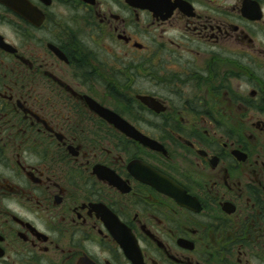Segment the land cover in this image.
Instances as JSON below:
<instances>
[{"label": "flooded vegetation", "instance_id": "flooded-vegetation-1", "mask_svg": "<svg viewBox=\"0 0 264 264\" xmlns=\"http://www.w3.org/2000/svg\"><path fill=\"white\" fill-rule=\"evenodd\" d=\"M0 264H264V0H0Z\"/></svg>", "mask_w": 264, "mask_h": 264}, {"label": "water", "instance_id": "water-1", "mask_svg": "<svg viewBox=\"0 0 264 264\" xmlns=\"http://www.w3.org/2000/svg\"><path fill=\"white\" fill-rule=\"evenodd\" d=\"M143 101H144V103L147 104L150 108H153V107H154V106H153L154 103H153L150 99L143 98ZM101 110H102V112L100 111V113H101L102 115H103V114L105 115L106 113H108L107 111H105V110H103V109H101ZM135 139L138 140V141L143 142V143L146 144V145L152 146L151 142L148 141V140L145 139V138H138V137H136Z\"/></svg>", "mask_w": 264, "mask_h": 264}]
</instances>
